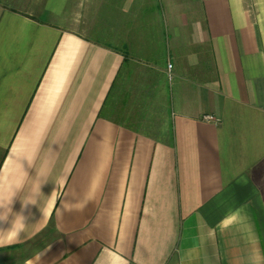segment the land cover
<instances>
[{
	"label": "crops",
	"instance_id": "obj_1",
	"mask_svg": "<svg viewBox=\"0 0 264 264\" xmlns=\"http://www.w3.org/2000/svg\"><path fill=\"white\" fill-rule=\"evenodd\" d=\"M7 4L0 264H264V0Z\"/></svg>",
	"mask_w": 264,
	"mask_h": 264
},
{
	"label": "clouds",
	"instance_id": "obj_2",
	"mask_svg": "<svg viewBox=\"0 0 264 264\" xmlns=\"http://www.w3.org/2000/svg\"><path fill=\"white\" fill-rule=\"evenodd\" d=\"M15 195H12L5 200L3 197H0V224H3L5 222H8L9 215H12L11 211V204L12 199ZM28 203H25L24 206H26ZM83 205L81 206L82 210ZM19 216V221L17 222L14 218L10 223L11 227L7 230H4L0 228V244L7 242H11L18 238L21 233H23L26 223H25V217L17 214ZM37 259H40V256H37ZM31 264V262H29Z\"/></svg>",
	"mask_w": 264,
	"mask_h": 264
},
{
	"label": "rangeland",
	"instance_id": "obj_3",
	"mask_svg": "<svg viewBox=\"0 0 264 264\" xmlns=\"http://www.w3.org/2000/svg\"><path fill=\"white\" fill-rule=\"evenodd\" d=\"M3 4H7V5H11V6H15V7H17L18 5H17V3L19 2V3H25L26 4V2H27V0H18V2H16V0H0ZM59 23H61V21L59 22ZM85 29V28H84ZM99 30H101L100 31V33H103L104 35H105V29L103 28V29H97V31H99ZM82 31H84L83 29H82ZM86 31H92V29H89V28H87V29H85V32ZM103 34H97V35H99V36H101V38L103 39V40H105L106 38H105V36L103 35ZM116 46H118V47H121V45L120 44H115Z\"/></svg>",
	"mask_w": 264,
	"mask_h": 264
},
{
	"label": "built area",
	"instance_id": "obj_4",
	"mask_svg": "<svg viewBox=\"0 0 264 264\" xmlns=\"http://www.w3.org/2000/svg\"><path fill=\"white\" fill-rule=\"evenodd\" d=\"M171 65L169 64L168 67H170ZM206 119H213V117L211 115H206L205 116Z\"/></svg>",
	"mask_w": 264,
	"mask_h": 264
}]
</instances>
